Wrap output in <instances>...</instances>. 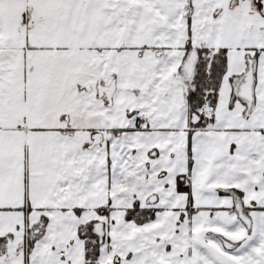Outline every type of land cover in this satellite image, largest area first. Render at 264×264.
<instances>
[{"label": "snow or ice", "instance_id": "1", "mask_svg": "<svg viewBox=\"0 0 264 264\" xmlns=\"http://www.w3.org/2000/svg\"><path fill=\"white\" fill-rule=\"evenodd\" d=\"M0 264H264V0H0Z\"/></svg>", "mask_w": 264, "mask_h": 264}]
</instances>
